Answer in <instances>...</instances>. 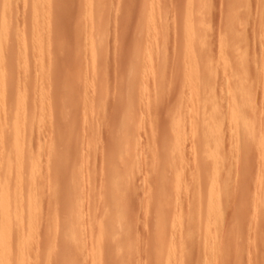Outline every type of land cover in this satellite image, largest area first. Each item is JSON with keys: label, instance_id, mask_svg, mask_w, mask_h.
<instances>
[{"label": "rangeland", "instance_id": "obj_1", "mask_svg": "<svg viewBox=\"0 0 264 264\" xmlns=\"http://www.w3.org/2000/svg\"><path fill=\"white\" fill-rule=\"evenodd\" d=\"M4 3H6L5 5H6V7H8L7 8L8 12L6 11ZM94 5H95V7H94ZM98 6H99V8H98ZM0 8H1L0 14L1 13L3 14L2 17L0 16V22H1L2 18L5 16V19H6V17H8V22H9L8 25L11 24L10 25L11 27L9 26V29L11 28V30H9L10 35L8 36V41H10V43H12L10 45L14 47V48L12 47L14 49V53H15L14 57L19 52L18 58H16L15 60H12V58H10V60H12L13 62L12 61L10 62L9 59L7 60L9 68H10V66L12 67V64L16 66V67L13 66L12 70H9V75H11V78H14L15 83L17 82V83H19V85L21 84L22 87L24 85L28 84L27 88L30 89V90H28V94L31 96L33 101H36V102L40 101L41 102V98H38V97L40 95L41 96L44 95V96L53 97V98H51L52 103H55L57 105L54 115H52L51 113H48V111L46 110V114L41 117L39 115V113L41 111L40 110H39L40 112L38 111L39 112L38 115L40 117L38 116L39 119L36 123L37 124L35 126L36 128H34L35 132H33V134H32V136H34V137H32L33 139L31 138L33 150L36 151V152L34 151L33 153H35L34 155H35L36 159H38L37 161H39V162L36 161L38 164V166H37L38 169L41 166V169H40L41 171L37 170V174H38V171H39V173L41 172L39 174V175H41V177H37V178H39V182H38L37 178L35 179L36 180L35 182H38L37 183L38 185H39V183L41 184L40 185L41 188L40 187L38 188V192L41 193V195L38 193V196H40V197H38V198H40L39 199L40 200V203H39L40 206L38 207V210H39V212L41 211V218L40 217H38V218H39V220L41 219V221H43V222L41 225H40V223L38 224L39 227L41 226L40 227L41 229L38 227V231L39 232L41 231V232L38 233L39 235H37L36 238L39 240V242L40 241L47 242L48 241L47 239H50V238L53 239V237H54V239L53 240L50 239V241H52L53 244L55 242V246H56V248L54 246V250L51 253H50V251L53 247L51 249H49V253L47 252V254H45V256L49 255L47 257V259L45 260V258L43 257L45 250H43V248L46 249L47 247H45V245L47 246V244L38 245V247H40V250L43 251V254L41 252L43 259L38 258L40 251H36L37 252L36 257L38 258V260L40 259V261L37 262V259H35L36 258L35 257L34 259L36 261H34V259H33L32 260L33 263L35 264V262H36V264H38V263L41 264L40 263L41 260H42V263H44L43 260H45L46 261L45 264H50V263L51 264H56V263L59 264L60 260H61L60 257H62V255H64L63 253H65V251H62L63 248L60 247V245H59V247L57 246L56 243H58V242L54 241V240H58V238L60 240L62 237V233L65 231V230H63V228H65L64 222H65L66 217H67L66 216L67 214L65 211H66V208L70 204H73V198L69 197L70 196L69 190H71L70 182L74 179V173H75V175H77L79 177L78 178L75 176V178H77L78 180H80V178L82 179L84 176L86 177V178L84 177L85 179L84 178L82 179V182H81V180L79 181V183H80L79 186H81L80 188H82L81 191L83 194V198L85 197L84 200L82 198V200L79 202V204L80 205L83 204L80 207L81 217L83 215V217H82L83 218L82 219L83 220L82 221L83 222V228L82 229L84 230L83 232L85 234V237L89 238L87 240H84L86 238L83 237L84 238L83 241H85L86 244L88 242V245L90 244L89 242L91 241V239H90L91 237H89L90 232L88 233V231H90V226H89L90 218L89 217L92 216V212H91V216L88 212H90L92 209H93L92 211L94 212L95 208H93V207H97L99 209V211L97 210V208H96V210L101 213V208L103 209L104 207H106V206H104L105 204H103V203H105V202L110 203L109 200H107V196L104 193V191H105V188L107 187V185H106L107 180L109 182L108 172H106V171H108L109 167H113V169H114L116 167L115 165H117L116 164L117 161H116V159H114V158H116V156L114 157V154L116 152L113 153L114 148H116V147H114L116 145L114 143L117 142L118 137H120V135L121 136L123 135L125 129H128L132 123H134L136 125V123L139 121V118H142L143 121H142L141 125H140L141 122L139 121L138 122L139 126H137L138 125L137 124L135 127H133V125H132V127L130 126V128H129L132 131L133 129H137V127H139L136 130V133L139 131V133H137V134L140 135L139 136L140 138H138V143L136 144L137 146L135 145L136 148L134 146V149L136 151V154H135V160L136 161L135 162H139V163L137 165H135V162H134V169L135 170H133V171L140 169L137 171L140 174H138L137 172L132 173V174H134V177H136V181H137V182H135V179L133 177L134 182H135V184H133L134 185L133 190L135 191L136 194H140V195L142 194V195L141 196L137 195L139 197L138 198L135 197L134 200H132L133 197L135 196V194L133 192L131 193L132 196L130 198H132V199L129 198L130 199L129 202H131V201H133V202H131V204L128 202V205L123 208V211L126 209L124 211L125 220L128 218V217H126V214H128V213H129V215H128L129 218L127 220L130 219V216L133 217L131 220V224L128 221H126V222L123 221L124 223H122V224L116 223L117 226H118V224H120L119 225L120 229L117 231L119 233L123 232V233H121L122 235L121 234L120 235L122 237L123 236H125V237L122 238V237H120L119 234H117V237H119V239L117 240L118 242L116 241V245L113 243L115 246L113 250L116 251V249H118L117 247L120 246L121 251L118 249L119 250L118 252L111 253L110 251L107 250L108 252H106L105 256H104V259H105L104 262H106L105 264H118L119 261H121L119 264H128V263L129 264L130 263L131 264L132 263L133 264H153V261H155L154 264H159L158 263L159 261L156 258V254H155L156 251L154 252V250H156L155 247L157 248V250H158V248L161 247V245H164V247H165V244H164V242H166L165 240H167L168 237L170 239L171 236H172L171 237L172 241L168 239L170 242L167 241L166 242V243H168L167 245H169L170 243H172L174 241L175 242L177 241V243H179L178 246H180L181 245V239L183 238V234L179 233V232H181L180 231L181 229L180 230L178 229V228H181V226H183V225H180L176 228L178 230V232H176L177 231L176 229H175V231H173L175 236L173 233H171L172 235L169 236V233H168V237L166 238V234H164V238H166V239L163 240L164 241V242H162L163 244L158 243V244H160V245H158L160 247L156 246V242H154L157 239L156 240L153 239V241L150 240L152 238L151 235L153 234L152 231L155 230V229H153V226H155V228H156V224H157V223H155L157 216H154L155 217L154 218L153 215L157 214L156 212L158 209H156V208L160 204L159 198L157 196L158 195L157 193L161 192L159 186L162 188V186L164 187L166 184H168L167 185L168 187L165 186V188H167V189L163 188L162 191L163 190L166 191L167 197H168V195L170 196V194L173 195L172 197L170 196L172 199L168 197L170 199L171 208H169L170 205L168 203L167 206L169 205V207H167V212H168V210L173 211V209L175 207L172 208V205L176 206V208H177V205H175V203L177 202V200H175V199H177V197H176L177 190L180 189L178 191L179 197H182L183 195H184V197H187L188 196L187 194L190 195V192L187 191L186 189L189 187L188 185H190V186L192 185V182L193 183L196 182L195 179L193 178V177H195V172H194L196 170L195 166L196 165L198 166L200 163L198 161L199 160V158H198V155H199L198 143L199 142L195 141L196 140V139H194L195 137L191 136V134H190V136L188 138H190L191 140L186 138L185 143H184V149L187 150V151H184L185 152L184 158L187 157V159L185 158L184 161L190 159L192 157V155H193L192 158L193 159L196 158V160L192 159L195 163L191 160H189V162L187 161L188 162L187 164H185L186 163V161H185L184 165H183V162H182V164L180 163V166L181 165L183 166L181 168V169H183L182 171H184V170L185 171L182 172L181 169H179L181 171V172L180 171L179 172L181 174L180 176H182L183 177L182 179L184 180L185 173L189 176V173L193 171L192 169H195L192 173V176H191L192 178H190L191 180L189 179V177L185 178L186 182H187V180H190V181L194 180L195 182L192 181L191 184H190V181H188V183H184L185 180L183 181L181 178H179L178 181H176L177 179H175V181H176L175 184H177L176 186L172 181L173 179L170 182L165 183V185H161L160 180H159V173H161V172L158 173V171H157L158 170L157 165H159L160 161H161L160 162L161 164H164L163 161L166 163L164 165L166 169L164 170V168L162 167L163 165L162 166L160 165L161 167L159 166V169L161 168L162 172L164 171V173H167V175L170 173V175H168V176H170V177L172 176L171 175L172 173L168 172L169 171V170H167L168 167H166V165H168L167 164L168 159H166L167 157L164 159L166 153L164 152V149H162V151H161V148H163L164 143L165 144H166V142L170 143L168 139L172 140V142L169 145H171L173 142H175V141H173L174 139L172 138L173 135H172L171 131L169 132V130H171L170 129V125H171L170 124L171 123L170 116H171V114H173L175 108H177L176 104L179 103V102H177V103L175 102V100L177 101V99H176L177 94L179 97H181V95H182L181 92L184 91L185 88L187 89V87H188L187 84H185V80H183V78H182V75H184V72H182V70H180V69H183V71L186 70L185 63H183L182 61L185 62L186 61L185 59L187 57H183L185 55L182 53H185V51H184L185 39L184 38L186 37V35H185V29L186 28L185 27H186V20H187L188 13H189V11H192L193 22H194V25L196 27L195 28L196 33L193 34V36L195 35L197 37V38L193 37V40H194V42L197 41L196 42L197 44L195 43V47L198 49L197 50L198 52L196 51L197 54H195V56H196L195 59L197 61L200 60V62H201L200 64L204 67L212 65L215 69L218 66V68L215 69L216 79L213 80L212 82H213V85H214V83L216 84V85H214L215 89L217 88V85H218V88L220 89L219 90L220 92L216 91L217 92L216 95L219 94V96H217L218 100L221 98L219 100V102H221L222 106H224V102H226V99H227V94L225 93V91H223L227 87V83H226V77L227 76L223 70H222L223 72L221 71V69H223V68H222V65L220 64L221 62L219 59L220 58L219 57L220 56L219 49H220V46L222 45L221 40L226 38L228 40V43H229L228 47H227V56L230 58V63H231L232 71H233L232 77H231L230 82H229V86L231 87V89H233V96L236 98L237 105L241 108V110L245 106L248 107L249 100H251L253 102V107H251L252 108L251 114H253L255 112L258 113L257 116L255 113V117H256V119L257 118L259 119L258 121H260V122H258V123L261 125V123H262L261 120L264 119V117H262V118L260 117L261 113L263 116V112H264V108H263L264 107V105H263L264 104V95H263L264 94V0H127V1L126 0H39V1L38 0H0ZM100 8H102V9H100ZM32 10H34V11H32ZM92 10L97 11V13L99 15L101 14V12L103 13L102 16H99L98 14H97V16L95 15V17H99V18H96L97 22L95 23V20H94V24H92V25H94L95 29L93 27H91V24H90L92 22L91 19L93 20V18H89L90 16H92L90 13H94V11H92ZM187 10H188V12H187ZM4 11H6L7 14H5ZM87 13H89V14H87ZM94 14H96V13H94ZM84 15H85V17H84ZM86 16L87 17L89 16V17L87 18ZM83 18H85V21ZM142 18H144V19H142ZM89 20H90V23H89ZM152 21L154 22L153 25H155L157 27V39L158 40L153 42L152 44H150L149 42H147L148 41L147 40V36H148L147 34H150L149 31L150 32L152 31L151 30V28L153 27ZM38 24L40 27H38ZM0 25H1V23H0ZM88 25H89V27H88ZM149 26H151L150 29H149ZM88 28H89V31H88ZM92 29H94V30H92ZM92 31H93V33H92ZM146 32H147V34H146ZM29 33H30V35H29ZM36 33H39V36L41 38V42L43 41V44L41 43L43 49H41L40 54H38L39 53L38 51L34 50V45L30 41L31 38L33 39V37L35 35H37ZM91 33L94 35L92 36ZM96 33H98V34H96ZM12 34H13V36H12ZM18 36H19V39H18ZM161 36H162V38H161ZM24 37L30 39L29 40L30 43L28 44V46H27L28 48H26V49L23 48L24 46H20L21 44L19 43V40L22 43V38H24ZM87 38H88V41H87ZM198 38L200 39V41ZM204 38H206L205 41L203 40ZM65 41H66V43H65ZM135 41L138 44L137 47L135 46L136 44H134ZM94 42L101 44V46H99L101 48H98L99 52L97 55L98 57L96 58V62L98 61L97 62L98 67L96 69H94V67H93V59L91 58V56L93 55L92 54L93 53L92 47H93ZM105 42H106V44H105ZM179 42L180 43L182 42L183 45L180 44ZM87 43H90L91 46H90V44H87ZM88 45L90 46V48ZM149 45H151V46L149 47ZM164 47L166 49V51H165L166 53H162L164 50ZM133 48H135V49H133ZM145 48H147V50H149V48H150L152 51L151 54L153 56V61H152L153 68L155 65L154 69L157 70V68H158V73L160 71L165 72V76L162 78V76L164 75L163 72H162V76H161V78L164 80H161V78L155 77L153 75H149L146 78V81H144V83L146 84V88L148 90L145 88L144 89L148 91L149 95L150 94L153 95L152 96L153 100H151V96H150V102H148L146 100H141L139 98V95L142 92L141 90H143V87H142L143 86L142 85L143 79L141 78V76H142L141 73H143V70L146 68L145 63L141 62V59H143V56H142L143 50ZM62 49H64V50H62ZM139 49H143V50H139ZM35 51L38 52V53H36L37 56L35 54ZM243 51H245L246 54L248 53L247 59L249 62L247 64V66H248L247 69L249 70V72H251V74L249 73V76H247L244 73V66L245 65H243V55H242ZM145 52H146L145 54L148 53L147 51H145ZM4 53H5V55L7 54L6 51H4ZM25 53H26V55H25ZM126 53H128V54H126ZM176 53H178V54H176ZM20 54H21L22 59L23 60L25 59L24 61L20 60L21 59V57H19ZM31 54L35 58H33L31 56ZM134 54H136L137 56ZM139 54H140V56H142V58L140 57L141 59L138 58ZM145 54H143V55H145ZM22 55H24V57ZM176 55L178 56L179 59L176 57ZM26 56H28V57H26ZM41 56H43V58ZM36 57H37V59H39V58L43 59V61H42L43 63L41 62V59L37 60ZM26 58H28V60ZM144 58H146V57H144ZM183 58H185V59H183ZM17 59H18V63L16 62ZM135 59H137V61L140 60V64L142 63L141 65L145 66V67H143L144 69H142L141 71L139 70L142 67L141 65L139 68H138V66H135L136 68L134 67L135 62H137ZM177 60H178V63L181 62L182 65H180V64L177 65L178 64L176 62ZM21 61H22V64H20ZM133 61H134V64L132 65ZM27 62H28V64L30 63L29 65H31L29 70L25 69L26 65L24 66V64ZM9 63L11 65H9ZM48 63H49L50 67L47 70V74H45V76H44L45 80L42 81L43 79L40 80L39 76H37V74H36V71H37V68L39 66L46 65ZM52 64H53V66H52ZM20 65H23L22 66L23 69L20 68ZM136 65H139V63ZM46 66L48 67V65H46ZM91 66H92V69H91ZM51 67H53L54 69H50ZM100 67H101V69H100ZM19 68L22 70H19ZM137 68H138V70L136 71ZM31 69H33V70H31ZM24 70H26V71L24 72ZM132 70H134V71L131 72ZM148 70L151 71L150 68ZM176 70H177V72L181 71V74L180 75L178 74L179 76L176 75V76H178L177 78H179L180 80L176 79V77L173 76V75H175V73H177ZM33 71H34V73H33ZM135 72H136V74H135ZM139 73L141 76L137 77V75H139ZM158 73H157V75H158ZM212 73H213L212 70L208 71L207 76H210ZM24 74H25V76H23ZM46 76H47V78H46ZM24 77H27V78L24 79ZM17 78H19V79H17ZM28 78L30 79V81L28 80ZM135 78H137V80ZM247 78L252 79L251 82H253V86H251L250 84H248L245 81ZM15 79H17V80H15ZM174 79L177 80L178 83ZM24 80H25V83L27 81L26 84L23 83ZM96 80L98 83L96 82ZM100 80H101V82L103 81L102 84H101ZM216 80H217V82H216ZM84 81L86 82V84H84L85 83ZM160 81H163V83L162 82L160 83ZM179 81H181V83L184 81L183 82V86H184L183 88H182V85H180L181 83H179ZM20 82H22V83H20ZM136 82L137 83L139 82V84H141V86H138V88H137ZM173 82H174V85L177 83V85H175V89L173 87ZM56 83H58V85ZM130 83H131V85H130ZM132 84L133 85L135 84V85L133 86ZM63 85H66V86H63ZM75 85L77 87H75ZM36 86L40 88L39 89L40 92H37L38 89L35 88ZM69 86H71V88H72V86H74V87H73V89L68 90L67 94H66V92H65L66 90H64V89H69L70 88ZM179 86L182 89L179 90L180 93H177L178 89H177V91H175V90H176V88H179ZM67 87H69V88H67ZM47 88L48 89L50 88L48 90L49 92L47 91ZM52 88H54V91ZM218 88L216 90H218ZM44 89H46V90H44ZM130 89H131V91H130ZM132 89H134V90H132ZM58 90H60V91H58ZM71 90H72L71 93L74 96L72 99V105H70V106L67 105V115L69 117L62 118L61 114L58 113L60 111V108L58 107L60 105H58V104H60V102H61L59 100V97L64 96V95L66 96V95H68V93L70 95L69 91H71ZM73 90H74V92H73ZM45 91H47V93ZM50 91L52 93H50ZM147 91H145V92H147ZM30 92H31V94H30ZM61 92H63V93H61ZM54 93H56V94H54ZM135 93H136V95H138V98L135 95ZM155 93L159 94L158 97L156 96ZM51 94L56 95V97H58V98H56L55 96H52ZM86 94H87V96H86ZM93 94L94 95L97 94V95L94 97ZM186 94H184V96ZM11 95H13V93ZM11 95H10L11 101H9V104L13 105V103H15V95H13L14 96L13 99H12ZM129 95H130V97H129ZM65 96L63 98H65ZM134 96L136 98L134 99V101H131V99L133 100ZM160 96H161V98H160ZM90 97L92 100L90 99ZM96 97L98 98V100H95ZM155 97H157V98H155ZM54 98H56V99H54ZM157 99H159L160 104L158 101H155ZM178 99H180L179 101H181V98H178ZM56 100H58V101H56ZM78 100H79V102H78ZM89 100H90V102L91 101L92 102L89 103ZM101 100H103V101H101ZM139 100H141L142 102L141 101L139 102ZM154 101H155V104H154ZM84 102L87 104V106L89 104H94V106L92 105L94 107V111H93L94 114H91V110H93L92 108H90V111H88V112H90V115L87 114L88 112L87 113L85 112L87 109H89V107H87V109L84 108V107H86L85 106L86 104ZM131 102H132L134 108L137 109V113H136V110L135 111L132 110V111H134V113L137 116L133 115L134 113L127 106V105H129L131 107L132 104H128ZM136 102H137V104H136ZM156 102L159 104V106H158V104H156ZM183 102H184V100H183ZM183 102H181L182 106H184V104H185ZM114 103H115V105H114ZM139 104L141 105L140 110H138ZM168 104H170V105H168ZM39 105H41V103H39ZM96 106H98L97 108H99L98 109L99 111L97 110ZM172 106L174 108L173 112H171V110H169V109H171ZM76 107H77V109H76ZM38 109H40V108H38ZM84 109H85V111H84ZM128 109L131 111L132 117L134 116V118H136L135 120L132 118L134 122L131 120L125 122V117L130 114V112L127 113ZM168 110H169V112H167ZM141 111H143V113ZM165 111L167 113H169L170 116L167 115V113ZM125 112H126V114H125ZM86 114L89 117L85 116ZM138 114H139V116H138ZM165 114L167 115V117ZM223 114H224V116L228 115V112H227V110H225V108H223ZM115 115H117V116H115ZM60 116L62 119H60ZM123 118H124V120H123ZM137 118H138V120H137ZM164 118H165V120H163ZM260 118H261V120H260ZM56 119H57V121H56ZM126 119H127V117H126ZM136 120H137V122H136ZM121 121H122V123H121ZM58 122H59V124H57ZM71 122H73V123H71ZM63 123H65V124H63ZM70 123L72 124L71 129L69 127H67L68 125H70ZM116 123H117V126H116ZM127 123H129V126H126ZM55 126H57V127L54 128ZM186 126L189 128L188 124ZM59 127H61V129L63 128L62 132H63L64 136H61V137L64 140H66L65 134H67L66 136L69 137V142L66 140L67 143L65 141H64L65 142L64 143L63 139L61 137H60V139H59V137L57 138V136H56L57 131L60 132V130H61ZM65 127H67V129L69 128L67 130V132L66 131L64 132V130H66ZM187 127H186V129H187ZM260 127L261 126H259V128ZM226 129H227V133L229 132L228 128L225 127V134H226ZM186 131L189 132L188 129ZM257 131H258V127H257ZM133 132H135V130ZM259 132H260V129H259ZM158 135H159V138H157V139H159V140L157 141V143H160V144H156V142H155L156 136L158 137ZM154 137H155V139L153 141L152 139ZM160 137L164 138V140L162 141V139ZM225 138L226 139H225L224 144H226L225 146H227V144L229 146V143H230L229 135H228V138L225 135ZM165 139H166V141H165ZM187 139L192 143L196 142L197 145L194 143V146H196V147L198 146V147L192 148V147H194L193 145H191L192 143L190 144L192 147L189 146L190 142L187 143L188 142ZM192 139H194V141ZM113 140H115V141H113ZM152 141H153V143H152ZM228 141H229V143H228ZM68 143H69V145H67L69 147L68 152L70 151V149L72 151H71V155H69L70 153H67V156L69 157V159L66 158L67 160L66 159L65 160L67 162L69 160L70 164H66L65 167L60 168V166H59L60 162L58 160H56V157L53 154V149L54 148L58 149L59 147H61L58 149L59 152L60 153L65 152V151H63V149L65 147V144H68ZM186 143L188 145H186ZM185 145L187 148L185 147ZM230 145H233V144H230ZM188 146L191 148H189ZM209 146H213V144H209ZM228 146L226 147L227 150L223 151L225 155L224 156L222 155V157H223V159L225 158L224 161L225 160L231 161L230 165H233V166H230L231 168L229 166H226L229 164L224 163V161H222L223 159H221L222 164L223 165L226 164V165L222 166V167H224V169H222V174H221V175L225 174L224 175L225 178H223V176L221 178L223 180L228 181L227 179H229V175L232 172V175H230L231 180L229 179L230 184H229V182L227 183L228 184L227 187L230 188V189L229 188H227V189H229L231 191L227 190L230 193L228 195L229 196L228 198L226 197L227 195H225L226 198L224 201V206L226 205V208H224V209L226 210V213H224L225 210L223 209L224 214H222V215H224V216H222V218H220V217H218V219L216 218V220L214 222L217 221V226H219L218 227L219 231L223 226H225V229L226 230L229 229V231L228 230L227 231L231 232V230L233 229L232 228L230 230V228L233 227L232 225H230V223H232L231 220H233L232 218L235 219L239 215L238 219L233 220L234 222H236V224L233 222L236 226V227L234 226V228L237 229V230L233 229V231L236 230L237 235L234 236V234L231 235L227 232L232 237V238H230V236L225 232L226 230L223 227V229L220 231V233L218 232L219 235H217L218 233L215 235L217 237L219 236L217 239L220 238L218 241H220V240L221 241L220 242L216 241L217 239L216 238L213 239L214 235H212L210 237L211 239L210 238L209 239L212 241V243L214 242V244H211L210 240H209V243L214 250V247L216 246L215 244L218 242L217 246L219 245L220 247H216V248H220V250L222 248L223 249L222 253H225V254H227L226 250L228 252V250H230V247H233L228 252L229 255L232 254L231 255L232 259L233 258L236 259V256L238 254L235 255L232 252L236 251V249H237V251L235 253H239L241 256V258H238L239 256L237 257L239 259L237 261L242 260L243 262L240 261V263H242V264H260V262L263 260V256H264V253H263L264 252V222L261 223V225H260V221L257 222L256 219H257V217H259V218L262 217L263 221H264V217H263L264 216L263 215L264 209H262L261 206L254 207V204L256 201H257L256 203L259 204V202H258L259 198L262 196L264 190L261 189V192H259L260 190L257 191L258 189H260L261 186L256 182L254 184H252V181L253 182L256 181V180H252V179H255L256 174H258L255 172L260 173L259 168L260 169H261V167L264 168V164H263L264 163V157H263V159L261 157L263 162L261 161L262 163L260 162V165H258L257 164V160H258L257 158H259V156L262 155V153H261L262 151H259L260 149L257 150L255 146H254V148L252 147L251 151H253L252 155H254L253 156L254 159H255V156L257 155V151H258V155H257L256 160H255L256 163L254 164L252 162H255V161L252 158L251 159L249 158L250 157L249 154H251V151L249 152V154H244V153H247L248 150H250V149H246L247 151L243 149V151H241V153L244 152V153H242L243 154L242 158L244 157L245 162H246L245 159H247V158H249L251 161L253 160L252 162L250 161L252 163V164H250V165H252V169H251V167H248V169H247L248 175L250 173V169H251V173L253 172L252 170L255 171L252 173L253 175L250 174L251 177L252 176L254 177V175H255L254 178L252 177L250 179V181H251L250 182L246 178H244V176H243L244 175L243 170H242L243 167L241 168L242 164H240L242 160L240 157L238 158V156L240 154L238 155V153L232 151V149H234V151H236L235 148L233 147L234 145L230 146V147H228ZM231 147H233V148H231ZM188 148L191 150H189ZM195 149H197V151ZM252 149L256 150V155L254 154L255 151ZM115 151H116V149H115ZM229 151H231V152H229ZM66 152H67V150H66ZM186 152H191V153H186ZM195 152H198V153L195 154ZM259 152L261 153V155L259 154ZM188 154H190L191 157ZM235 154L238 156L235 157ZM163 155H164V157H163ZM247 155H249V157L246 158ZM252 155H251V157H252ZM157 156H159V157L157 158ZM233 156L235 157L234 158L235 160L233 159ZM230 157H232L231 160H230ZM146 158H147V160H146ZM156 159L158 162H155ZM239 159L241 161H239ZM261 159H259L258 162ZM109 160H110V162H109ZM232 160L235 161L236 163L233 162ZM143 161H144V163H143ZM58 162H59V164L57 165ZM245 162H243V163H245ZM248 162H249V160H248ZM39 163H40V165H39ZM108 163H109V166L107 165ZM153 163L154 164L158 163V164L155 166V165H153ZM168 163H169V161H168ZM192 163L194 164V166L192 165ZM232 163H235V164H232ZM237 163L240 164V167H238ZM244 165L246 166V164H244ZM244 165H242V166H244ZM58 166L60 169L58 168ZM103 166L105 167V173H103L104 172ZM135 166L138 169H136ZM197 166H196V168H197ZM256 166L259 168H256ZM66 167H67V169H66ZM106 167L108 169H106ZM156 167H157V169H156ZM228 167L230 168V170H228ZM54 169H56L55 171H57L55 173L57 176L56 175L54 176V173H53ZM70 169L71 170L73 169V171H71ZM186 169H187V171H186ZM226 169L228 170V172L226 171ZM244 169H245V167H244ZM79 170H80V172H79ZM189 170H192V171H189ZM263 170L264 169H262L261 171L263 172ZM75 171H78L79 174H76ZM140 171H142V172H140ZM205 171H206V169H205ZM205 171L203 172L204 178L202 176V178H203L202 181H204L206 179L205 176H206V173H208V171H206V172ZM223 171L225 173H223ZM229 171H231V172H229ZM44 172H45V174H44ZM106 174L108 177L106 176ZM193 174H194V176H193ZM238 174H240V175H238ZM245 174L247 176V172H245ZM68 175H70V176H68ZM135 175H138V177ZM144 175H145V177H144ZM241 175L244 179H242V177H240ZM237 176L240 178H238ZM249 176H247L248 179H249ZM236 178H238L239 180L237 181ZM179 181H181L183 183L178 184L177 182H179ZM108 182H107V184H109ZM238 182L239 183L241 182V183L239 184ZM249 183H250V185H249ZM195 184H193V185H195ZM203 184L206 185V182H203ZM203 184L202 183L200 184V188L202 189V191H203L204 187L206 188V186H204ZM61 185H63V186H61ZM155 185L158 189V192H157V189H155L156 188ZM173 186H175V187H173ZM177 186H178V188H177ZM185 186L186 187L188 186V187L185 188ZM254 186L257 187V190H256V188L253 189L254 191H256L255 194L256 193L258 194L257 199H255L256 197L254 196L255 195L254 191L252 189H250V187L254 188ZM35 187H37L36 184H35ZM69 187H70V189H68ZM151 189L156 191V192L153 191V192H155L154 194H156V196H157V197L154 196L155 197L154 201L151 200V198H152L151 194H153V192L151 194L149 193ZM188 189H190V188H188ZM183 190H184V193H182ZM185 192H186V194H185ZM203 192H202L203 193V196H202L203 200H201V201L205 202V199H206L204 196L205 191H203ZM89 193L93 194L94 196L89 194ZM247 193L249 194V197H248ZM145 194H148V195H146L148 197L150 196V198L147 197L148 200L144 199L145 197H143V195L145 196ZM226 194H228V193H226ZM246 195L248 198H250V197H252V198L249 199V201H247L245 203L244 201L248 200V198H244V196H246ZM252 195L255 197L254 199H253ZM96 197H98L99 199H97ZM141 197H143V198H141ZM139 198H140V201L138 200ZM173 198L175 201L173 200ZM188 198H189V196L187 197V199ZM241 198H244V200H243V202H242V200H240V202H241L240 203L239 199H241ZM70 199H72V203H71ZM141 199H142V201H141ZM187 199L186 198L184 199V200H186L185 203H184V201H181V203H183L184 206L181 204V207L178 209H180V211H181L182 207H184L183 208L185 211L184 215H186V217L188 214L191 215V213H193L191 217L193 218L192 220H194L195 219L194 212L190 211L191 213H189V211H188V213H187V210L193 209L192 205L195 203V201H193L191 197H190V200H192V201H189V199H188V202H187ZM227 199H228V201H227ZM39 200H38V202H39ZM172 200L174 201V202H172L174 204L171 203ZM181 200H183V197ZM250 200H251V202H250ZM253 200H255V202ZM95 202H96V204H95ZM157 202H158V205L156 206L155 203L157 204ZM91 203L93 206L91 205ZM242 203H243V205H242ZM66 204H67V206H64ZM240 204H241V206H240ZM250 205L251 206L253 205L251 207L252 210H251V208L247 209V210H242L243 207L246 209L245 206H247V208H248V207H250ZM90 206H92V207L89 209ZM154 206H155V208H154ZM50 207H52L53 209L52 208L50 209ZM165 207H166V205L163 206V209H165ZM237 208H239L240 210ZM154 209H156V212L153 211ZM256 209L258 212L256 211ZM50 210H54V211L56 210L55 212L53 211L54 215H51V217L52 216L54 217V218L52 217L54 221L51 219L53 221V222H51V226L48 225V222H47V220L50 218L49 214H50V212H52ZM184 211H183V213H184ZM95 212L93 214L94 218L92 217L93 220L91 219L92 221H94L95 218L97 220V217L99 218V216H100V213L98 214V212H96L97 213L96 214ZM178 212H179V210H178ZM253 212H255L254 214H256V213L259 214L258 216H256V219L253 215ZM261 213H263V214H261ZM48 215H49V217H47ZM181 215H182V213H181ZM190 215L188 217H190ZM38 216H40V213ZM252 216H253V218H252ZM183 217L185 218V216H183ZM197 217H198V219H197L198 224L195 223L196 219L193 221L194 222L193 224L197 227H200V229H201L202 228L200 226L201 220H200L199 216H197ZM152 218L155 220H153ZM184 218H182L183 219V221L181 220L182 222H184V221L186 222V221L191 219L190 218V219L186 220L187 219L186 218L184 220ZM262 218L258 219V220H262ZM39 220H38V222H40ZM51 220L49 219L48 221H51ZM57 221L60 222L59 223L60 225L56 223ZM153 221H155L154 222L155 225L153 224ZM218 221L219 222L222 221V222L218 225V223H219ZM224 222H225V224H224ZM127 223H129V224H127ZM226 223H227V227H226ZM126 224L129 226H127ZM215 225H216V223H215ZM134 226H136V227H134ZM185 226H187V223ZM185 226L183 227L184 230H186ZM115 227H114V229H115ZM130 227H131V230L133 229L132 227H134L133 236L135 239L134 240L135 246H133V247L136 251L135 254L133 252V254L135 255L134 258L133 257H131V258L127 257L129 255L126 252L127 250H128V252L129 251L131 252L134 250V249L129 250V247H132L129 245V243L131 241V238H129V237H132V232L131 231L129 232V229H128ZM197 227H196V230H194L195 229L194 228L192 231V233H194V231H198V230L200 231V232H197V235L195 234V238H197V236L200 235V233H202L200 236L204 235L203 231H202L203 228L200 230V229H197ZM117 228H119V227H117ZM46 229L48 230V232H51V234H49V235H52V236H50V238L46 237V235H47ZM184 230H182V232ZM38 231H36V232H38ZM168 231H169V228L167 229L166 232H168ZM233 231H232V233H233ZM126 233H127V235H123ZM225 233L227 234V237H229L228 240H226V238H225V236H226ZM84 234H83V236H84ZM86 234L88 237L86 236ZM178 234L182 235V236H180L181 238L180 237L176 238ZM220 234L223 235L222 236L223 238H221ZM240 235H242V236H240ZM44 236L46 237L47 241L45 240ZM127 236L130 239V241H128ZM154 236H156V232L154 233ZM189 236L190 235H188L187 237L189 238V241L192 242L193 239L191 236L190 237ZM192 236H194V234H192ZM200 236H198V238L201 240ZM43 237H44V240H43ZM147 238H148V240H147ZM179 238H180V242H178ZM224 238H225V241H224V243H222ZM238 238L240 241L238 240ZM186 239L187 238L185 236V240ZM32 240H33V244L37 242L36 239H35L36 242H34L35 241L34 238ZM132 240H133V238H132ZM198 240H197V242H198ZM120 241L122 243L123 242H125V243L121 244ZM187 241H188V239H187ZM175 242L172 245H175L174 247L177 248L178 246H176L177 243H175ZM236 242H237V244H236ZM43 243L44 242H42V244ZM190 243L186 242L187 245ZM195 243H192L194 249L197 247V244L199 242L196 244ZM201 243H203V237H202V240L200 241V243L198 244L199 246L201 245V247L203 248V245ZM209 243H208V245L206 244L204 247V248L207 247V249L206 250L204 249V251L202 252L203 256L200 255L201 253L198 254V249L201 251V249L198 247V249L196 251L197 252L196 255H195V250H194V254H192V257L190 255L188 257H186L188 255L187 254L182 258H184V259H186V258L192 259L193 258L192 260H195V262L193 261L194 264H198L196 260L200 259V260H198L199 264H200L201 259L205 261L206 257L204 258V256L207 255L206 260H208V259L209 260L206 263L211 264V262H213V260H214L213 256L215 258L216 255H211V254H213L212 249H211V251H210V249H209V251H207L208 247L211 248ZM232 243H234V244L230 245ZM38 244H41V243H38ZM86 244H84L83 246L85 247ZM192 244L190 245L189 249L192 250V252H193ZM36 245L37 244H34V246H36ZM125 245H127V246H125ZM122 246H123V248H122ZM57 247H58V249L61 250L60 252H58ZM84 247H83V249H80V250H82V254H81L80 250H78L77 252L80 255H74L75 258H76V256H79L78 258L83 261L82 262L76 258V261L78 260L77 264H79V263H83V264L89 263L90 264L91 263L89 260L90 258L88 259L87 262H85V259L87 258L86 255H87V253H89L87 251H89V250H86V247L84 249ZM127 247H128V249H127ZM174 247H172V248H174ZM180 247L178 248L179 251H180ZM47 250H48V248H47ZM74 250H76V249H74ZM72 251H70V252H72ZM85 251H86V255L84 253ZM179 251L176 252V249H175L176 255L179 253ZM205 251L210 252V253L212 252V253L211 254L209 253V255H208V253H206ZM67 253H69V252L66 251V254ZM83 253L86 257L85 259H84ZM107 253H108L109 257H108V255H106ZM189 253L191 254L190 251H189ZM203 253H205V255ZM214 253H216L218 256V253L216 251ZM41 254H40V257H41ZM58 254H59V256H58ZM120 254H122V255H120ZM133 254H131V255H133ZM197 254H198V257L201 256V258L200 257L198 258ZM219 254H220L219 255L220 257H216V260H214V262H213L214 264H215V261H217L216 262L217 264H220L223 261L225 264H230L229 263L230 260H228L230 257L227 258L228 261H226L224 258H226L227 256L224 255V258H223V254H221V251ZM65 255L63 257H65ZM81 255H82V259L80 257ZM123 255H124V257H123ZM149 255L151 256L150 259H149ZM193 255H195V256H193ZM175 256H173V257H175ZM178 256H179V254H178ZM57 257H59L60 259ZM177 257H176V260L178 259ZM48 258L49 259L51 258V259L48 260ZM54 258L56 259V261ZM211 258H212V261H210ZM217 258H219V260H217ZM128 259H131V261L129 260L130 261L129 262ZM47 260H48V263H47ZM51 260H52V262L54 260V263H52ZM186 260H185V262H186ZM204 261H203V263H204ZM176 262L177 261L173 262V264ZM190 262L192 263V261H190ZM234 262L236 263V260L235 261H234V259L231 260V264H235ZM224 263H221V264H224ZM238 263H236V264H238ZM185 264H190V263L187 261V263H185Z\"/></svg>", "mask_w": 264, "mask_h": 264}, {"label": "bare ground", "instance_id": "obj_2", "mask_svg": "<svg viewBox=\"0 0 264 264\" xmlns=\"http://www.w3.org/2000/svg\"><path fill=\"white\" fill-rule=\"evenodd\" d=\"M39 1V0H38ZM127 1V0H126ZM106 2V1H105ZM39 3V2H38ZM101 3V2H100ZM6 3H4V5H5ZM12 4V3H11ZM10 4V5H11ZM88 4V3H87ZM97 4V3H96ZM91 5V4H90ZM103 5V4H102ZM97 6V5H96ZM101 6V5H100ZM104 6V5H103ZM154 6V5H153ZM94 7H95V5H94ZM5 8H6V11L8 10L7 8L8 7H6V5H5ZM4 8V9H5ZM37 8V7H36ZM93 8V7H92ZM98 8H99V6H98ZM1 9V8H0ZM96 9V8H95ZM100 9H102V8H100ZM99 9V10H100ZM154 9V8H153ZM152 10V9H151ZM150 10V11H151ZM6 11H4L5 12V14H7L6 13ZM12 11V10H11ZM19 11V10H18ZM32 11H34V10H32ZM92 11H94V13H96V14H94V13H90L92 16H88L89 18H93V20L91 19V23H90V20H89V23L91 24V27H93L94 28V25H92V24H94V20H95V23L97 22L96 21V18H99V17H95V15L97 16V11H95V10H92ZM102 11V10H101ZM149 11V12H150ZM8 12V11H7ZM187 12H188V10H187ZM100 13V12H99ZM87 14H89V13H87ZM102 12H101V14L99 15V16H102ZM142 14V13H141ZM153 14V13H152ZM2 13L0 14V16L2 17ZM151 15V14H150ZM77 16V15H76ZM75 16V17H76ZM153 16V15H152ZM17 17V16H16ZM78 17V16H77ZM84 17H85V15H84ZM87 17V16H86ZM87 17V18H88ZM4 18V19H3ZM2 18V20H1V25H0V264H34L33 263V259L36 257V254H37V252L36 251H40V253H39V257L38 258H42V254H43V251L42 250H40V247H38V245H44V244H47V246L45 245V247H47L48 248V250H47V248L46 249H44L43 248V250H45L44 252V258H45V260L47 259V257L49 256V255H47V256H45V254H47V252L49 253V249H51L52 247V249H51V251H50V253L54 250V246H55V242H54V244H53V242L52 241H50V239H52V238H50V236H52V235H49V234H51V232H48V230L46 229V231H47V235H46V237H49L50 239H47L46 240V237H45V240L47 241V242H45V241H40L39 242V240L36 238V236L37 235H39L38 233H40L39 231H38V224L40 223V225L42 224V222L43 221H41V219L39 220V218L38 217H40L41 218V211L39 212V210H38V207L40 206V198H38V197H40V196H38V188L40 187L41 188V184L39 183V185L37 184L38 182H39V178H37V177H41V175H39L40 173H39V171H41L40 169H41V166L39 167V169H38V164H37V162H39V161H37L38 159H36V157H35V153H33L35 150H33V145H32V142H31V138L32 137H34V136H32V134H33V132H35L34 130V128H36L35 126L37 125L36 123H37V121H38V116L40 115L41 117L43 116V115H45L46 114V110L48 111V113H51L52 115H54L55 114V109H56V104L55 103H52V100H51V98H53V97H49V96H39L38 94V98H41V102L40 101H38L39 103H41V105H39V103L38 102H36V101H33V99L31 98V96L28 94V90H30L29 88H27V85L28 84H26L27 83V81L29 80L30 81V79L28 78V80L26 81V83H25V80H24V82L23 83H25L26 85H24L23 87H22V85L20 84L19 85V83H15L14 82V78H11V75H9V70H12V67L13 66H15V65H13L12 64V67L10 66V68H9V66H8V62H7V60L9 59V61L11 62L12 60H15L16 58H18V53L15 55V57H14V47L13 46H11L10 44H12V43H10V41H8V36L10 35V31L9 30H11V28L9 29V26L11 25H8V17H6V19H5V16ZM95 18V19H94ZM84 19V21H85V18H83ZM101 19V18H100ZM142 19H144V18H142ZM87 20V19H86ZM149 20V19H148ZM88 21V20H87ZM11 22V21H10ZM26 22V21H25ZM75 22V21H74ZM153 22V21H152ZM61 24V23H60ZM154 24V22L152 23V25ZM99 25V24H98ZM61 26V25H60ZM85 26V25H84ZM11 27V26H10ZM31 27V26H30ZM38 27H40L39 26V24H38ZM88 27H89V25H88ZM150 27L151 26H149V29H150ZM15 28V27H14ZM186 29H185V35H186V37L184 38L185 39V49H184V51H185V53H182V54H184L185 56H183V57H187L186 59L185 58H183V59H185L186 61L184 62V61H182L183 63H185V68H186V70H184L183 71V69H180V70H182V72H184V75H182V78H183V80H185V84H187V89L185 88L184 89V91H182L184 94H186L185 96H184V94L181 92V94L183 95H181V97H179L178 96V94L177 93H180V91L179 90H181L184 86H183V82L181 83V81H179V83H181L180 85H182V88H180V86H179V88H176V90L175 91H177V89H178V91H177V97H176V99H177V101L175 100V102L177 103V102H179V103H177L176 104V107L177 108H175V110H174V112H173V106L171 107V109H169V110H171V112H173V114H171V116L169 115V113H167V112H169V110L166 112L167 113V115H169L170 116V119H171V125H170V129L171 130H169V132L171 131V133H172V138L174 139L173 141H175V142H173L171 145H169L171 142H172V140H170V139H168L169 140V142L170 143H167L166 142V144L164 143V145H163V148H161V151H162V149H164V152L166 153H164L165 154V157H164V155H163V157H164V159L166 158V159H168L167 160V164L168 165H166V167H168L167 168V170H169L168 172H171L172 174V176L170 177V176H168V175H170V173L167 175V173H164V171L162 172V170H161V168L159 169V166L161 165H163L162 167L164 168V170L166 169L165 168V162L163 161V163L164 164H161L160 162H159V165H157L158 163H156V164H154L153 163V165H157V167H158V173L159 172H161V173H159V180H160V183H161V185H165V183H168V182H170L172 179V181H173V183L175 184L176 183V181H178L179 180V178H183L182 176H180L181 174H180V172L183 170V169H181L183 166L181 165L180 166V163L182 164V162H183V165H184V163H185V161H186V163L185 164H187L188 162H189V160H191V161H193L194 159L196 160V158H192L193 157V155H192V157H191V155L190 154H188L191 158L190 159H188V160H185L184 161V159L186 158L187 159V157H185L184 158V154H185V152L184 151H187L186 149H184V143H185V140H186V138H188L189 136H190V134H191V136H194L193 138L194 139H196L195 141H197V142H199L198 143V146H199V148H198V151H199V155H198V158H199V165L197 166L196 164V166H197V168H196V166H195V169H192L194 172H195V177H193L194 179H195V181L194 180H192V181H194L195 183H193L192 181H190L191 179L190 178H192L191 176H192V173H193V171L192 170H189V171H192V172H190L189 173V176L185 173V178L186 177H189V179L190 180H187V182H186V180H185V178H184V180H185V182L184 183H188V181H190V184H191V182H192V187L190 186V185H188L187 187L188 188H190V189H188L186 186H185V188H187L186 190L187 191H189L190 192V195L189 194H187L188 196H189V201H195V205L193 204L192 205V210L191 209H189V210H187V213H188V211H189V213H191V212H194V217H195V223H197L198 224V221H197V219H198V217L197 216H199L200 217V220H201V227L203 228V236H200L202 233H200V235H198V236H200L201 237V240H202V237H203V243H201L202 245H203V248L201 247V245L199 246L198 244L200 243V239L198 238V236H197V238H195V234L197 235V232H200L199 230L198 231H194V233H192V231H193V229L194 230H196V227L197 226H195L193 223V221L194 220H192L193 218L191 217L192 216V214L193 213H191V215L190 214H188L187 215V217L190 215V217H186V215H184L185 214V211H184V207H182V209H181V211H180V209H178V208H180L181 207V204L184 206V204L183 203H181V201H184V203H185V201L186 200H184L185 198L187 199V197H184V195L182 196L183 197V200H181L182 199V197H179V190H177V194H176V197H177V199H175V200H177V202L175 203V205H177V208H176V206H173L172 205V208L173 207H175L174 209H173V211H169L168 210V212H167V207H169V205H170V207L169 208H171V204H170V199L169 198H171L173 195L172 194H170V196L168 195V197H167V193H166V191H162V189L163 188H165V186H167L168 184H166L164 187L162 186V188L159 186V188H160V190H161V192H159V193H157L158 195V198H159V201H160V204L158 205V202H157V204L155 203V205L157 206V208L156 209H158L157 210V212H156V209H154L153 211L154 212H156L157 214L156 215H153V217L154 216H157V219L155 220V219H153V220H155V221H153V224H154V222L155 223H157L156 224V228H155V226H153V229H155V230H153L152 232H153V234L151 235L152 236V238L150 239L151 241H153V239H157L156 241H154V242H156V246H158V245H160V244H158V243H162V242H164L163 240L164 239H166L167 237H168V233H169V236H171L172 234L171 233H173V231H175V229L178 227V226H180V225H183V226H181V228H178L181 232H179L180 234H183V240L181 239V247L180 246H178L179 245V243H177V241L175 242V243H177L176 244V246H178L177 248H175L174 246L175 245H172V244H174V242H172V243H170L169 245H167L168 243H166L167 241H169V240H171V237H170V239H169V237H168V239L167 240H165L166 242H164V244H165V247H164V245H161V247L160 246H158V247H160V248H158V250H157V248L155 247V249L156 250H154V252H155V254H156V258L158 259V263L159 264H173V262H175V261H177L176 263L177 264H185V263H187V261L190 263V264H194V262H195V260H192V259H189V258H186V257H188L189 255L192 257V254H194V250H195V255H196V251H197V249H198V247L201 249V251L198 249V254L199 253H201L200 255H202V252L204 251V249L206 250L207 249V247L206 248H204L205 247V245L207 244L208 245V243H209V240L211 239L210 237L212 236V235H214V237H213V239L214 238H218L217 236H215L218 232L220 233V231L223 229V227H224V229H225V226H223L221 229H220V231L218 230V227L219 226H217V221L216 222H214L215 220H216V218L218 219V217H220V218H222V216H224V215H222V214H224V213H226V210L224 209V208H226V205L224 206V201H225V198L227 197H229L228 195L230 194L228 191H231V190H229L230 188L229 187H227V183L229 182V179L231 180V178H230V175H232V172L231 171H229V172H231V174L229 175V179H227L228 181H226V180H223L221 177L223 176V178H225L224 177V175H221L222 174V169H224V167H222V166H224V165H226V164H229V165H226V166H233V165H230V162L231 161H229V160H225L224 161V159H223V157H222V155L224 156L225 154H224V152L223 151H226L227 149H226V147L228 146V144H227V146H225L226 144H224L225 143V135L227 136V138H228V135H229V140H230V143H229V141H228V143H229V146L228 147H230V146H233L234 148H235V150L236 151H234V149H232V151L233 152H236V153H238V155H236L235 154V157L236 156H238V158L240 157L241 158V160L243 161V162H245L244 161V157L242 158V153H244V152H242L241 153V151H243V149L244 150H246V149H250V150H248V152L247 153H244V154H249V152L251 151V148L253 147L254 148V146L256 147V149L258 150V149H260L259 151H262L261 153H262V155H261V153L259 152V154L261 155V156H259V158H257L258 160L259 159H261V157H262V159H263V157H264V119H262L261 120V118L262 117H264V112H263V116H262V113H261V118H260V120L262 121V123H261V125L258 123V122H260V121H258L259 119L257 118L256 119V117H255V113H256V116L258 115V113L257 112H255V113H253V114H251L252 113V108L251 107H253V102L251 101V100H249V104H248V107L247 106H245V107H243V109L241 110V108L237 105V101H236V98L233 96V89H231V87L229 86V82H230V79H231V77H232V67H231V63H230V58L227 56V47H228V40L226 39V38H224V39H222L221 40V46H220V49H219V53H220V64L222 65V68L223 69H221V71L223 70L224 71V73L226 74V83H227V87L223 90V91H225V93L227 94V99H226V102H224V106H222V104H221V102H219V100L221 99H219L218 100V98H217V96H219V94L218 95H216V91H218V92H220L219 90V88H218V85H217V88H218V90H216L215 89V86L214 85H216L215 83H214V85H213V80H215L216 79V77H215V69H217L218 68V66L214 69V67L212 66V65H210V66H207V67H204V66H202L200 63V60H196L195 59V54H197V48L195 47V43L197 42H194V40H193V37H196L195 35L193 36V34H195L196 32H195V25H194V22H193V13H192V11H189V13H188V16H187V20H186V27H185ZM16 29V28H15ZM14 29V30H15ZM35 29V28H34ZM95 29V28H94ZM94 29H92V30H94ZM131 29V28H130ZM147 29V28H146ZM58 30V29H57ZM56 30V31H57ZM151 32L149 31V33L150 34H147V32H146V34L148 35L147 36V42H149L150 44H152L153 42H155V41H157L158 39H157V27L155 26V25H153V27L151 28ZM159 30V29H158ZM36 31V30H35ZM88 31H89V28H88ZM15 32V31H14ZM33 32V31H32ZM39 32V31H38ZM98 32V31H97ZM120 32V31H119ZM40 33V32H39ZM39 33H36L37 35H35L34 37H33V39L31 38V40L30 39H28V38H26V37H24V38H22V43L20 42V40H19V43L21 44H19L20 46H24L23 48H28L27 46H28V44L30 43L29 42V40L33 43V45H34V50H36V51H38V52H36L35 51V54L36 53H38V54H40V52H41V49H43V47H42V44H43V41L41 42V38H40V36H39ZM92 33H93V31H92ZM91 33V34H92ZM124 33V32H123ZM25 34V33H24ZM34 34V33H33ZM79 34V33H78ZM96 34H98V33H96ZM207 34V33H206ZM29 35H30V33H29ZM63 35V34H62ZM94 34H92V36H93ZM12 36H13V34H12ZM96 36V35H95ZM165 37V36H164ZM60 38V37H59ZM161 38H162V36H161ZM197 38V37H196ZM18 39H19V36H18ZM43 39V38H42ZM164 39V38H163ZM162 39V40H163ZM195 39V38H194ZM199 39V38H198ZM205 39L206 38H204L203 40L205 41ZM56 40V39H55ZM78 40V39H77ZM196 40V39H195ZM18 41V40H17ZM87 41H88V38H87ZM90 41V40H89ZM98 41V40H97ZM199 41H200V39H199ZM198 41V42H199ZM64 42V41H63ZM145 42V41H144ZM14 43V42H13ZM42 43V44H41ZM65 43H66V41H65ZM101 43V42H100ZM134 43V42H133ZM141 43V42H140ZM180 43V42H179ZM23 44V45H22ZM87 44H90V43H87ZM103 44V43H102ZM105 44H106V42H105ZM134 44H136L135 46L137 47V42L135 41V43ZM180 44H182V42L180 43ZM197 44V43H196ZM15 45V44H14ZM32 45V46H33ZM64 45V44H63ZM104 45V44H103ZM102 45V46H103ZM166 45V44H165ZM183 45V44H182ZM16 46V45H15ZM89 46V45H88ZM90 46H91V44H90ZM90 46H89V48H90ZM99 46H101V44H99V43H97V42H94L93 43V47H92V49H93V55L91 56V58L93 59V67H94V69H96L98 66V64H97V62H96V58L98 57L97 55H98V48H101V47H99ZM151 45H149V47H150ZM13 47V48H12ZM30 47V46H29ZM104 47V46H103ZM102 47V48H103ZM145 47V46H144ZM143 47V48H144ZM181 47V46H180ZM183 47V46H182ZM33 48V47H32ZM59 48V47H58ZM67 48V47H66ZM88 48V47H87ZM88 48V49H89ZM160 48V47H159ZM234 48V47H233ZM56 49V48H55ZM84 49V48H83ZM133 49H135V48H133ZM146 49V50H145ZM144 50L145 51H147L148 53L147 54H145L146 52L143 50V49H139V50H143V54H145V55H143L142 54V56H143V59H141L142 58V56H140V54H139V59H141V62H143V63H145V65H146V68L144 69L143 67H145V66H143V65H141L140 64V60H138L137 61V59H135L137 62H135V64H134V61H133V63H132V65L134 64V67L135 66H138V68L140 67V65L142 66L139 70L141 71L142 69H144L143 70V73H141L142 74V76L140 75V73H139V75H137V77L139 76H141V78L143 79V83H142V87H143V90H141L142 92L140 93V95H139V98L141 99V100H146V101H148V102H150V96H151V100H153L152 99V96L153 95H149V93H148V89L146 88V84L144 83V81H146V78L149 76V75H153V76H155V77H158V78H161V76H162V72L163 71H160L159 73H158V68H157V70L156 69H154L155 68V65H154V68H153V66H152V61H153V56H152V54H151V49L149 48V50H147V48H145ZM182 49V48H181ZM29 50V49H28ZM32 50V49H31ZM45 50V49H44ZM48 50V49H47ZM62 50H64V49H62ZM104 50V49H103ZM4 51H6L7 52V54L5 55V53H4ZM16 51V50H15ZM53 51V50H52ZM92 51V50H91ZM90 51V52H91ZM136 51V50H135ZM159 51V50H158ZM166 51V49H165V47H164V50H163V52L162 53H166L165 52ZM197 51V52H196ZM55 52V51H54ZM84 52V51H83ZM130 52V51H129ZM128 52V53H129ZM137 52V51H136ZM43 53V52H42ZM71 53V52H70ZM128 53H126V54H128ZM132 53V52H131ZM135 53V52H134ZM138 53V52H137ZM22 54V53H21ZM21 54H20V56L19 57H21ZM176 54H178V53H176ZM248 54V53H247ZM246 54V52L245 51H243V53H242V55H243V65H245L244 66V73L247 75V76H249V73L251 74V72H249V70L247 69V64H248V55ZM25 55H26V53H25ZM77 55V54H76ZM91 55V54H90ZM134 55H136V54H134ZM181 55V54H180ZM23 57H24V55H22ZM31 56L33 57V55L31 54ZM36 56H37V54H36ZM40 56V55H39ZM38 56V57H39ZM137 56V55H136ZM182 56V55H181ZM14 57V58H13ZM26 57H28V56H26ZM42 58H43V56H41ZM54 57V56H53ZM134 57V56H133ZM141 57V58H140ZM144 57H146V58H144ZM176 57L178 58V56L176 55ZM10 58H12V60H10ZM33 58H35V57H33ZM75 58V57H74ZM89 58V57H88ZM20 59V58H19ZM27 60H28V58H26ZM36 59H37V57H36ZM41 58H39V59H37V60H40ZM53 59V58H52ZM179 59V58H178ZM182 59V58H181ZM211 59V58H210ZM20 60H22V61H24L23 59H22V57H21V59ZM26 60V61H27ZM78 60V59H77ZM98 60V59H97ZM22 61L20 62V64H22ZM43 61V59H41V62ZM180 61V60H179ZM251 61V60H250ZM13 62V61H12ZM16 62L18 63V59L16 60ZM38 62V61H37ZM40 62V61H39ZM177 63H178V60L176 61ZM16 63V64H17ZM43 63V62H42ZM71 63V62H70ZM103 63V62H102ZM139 63V65H136V64H138ZM24 64V63H23ZM30 64V63H29ZM28 64V62L27 63H25L24 64V66H25V69H27V70H29L30 69V66L31 65H29ZM91 64V63H90ZM182 65L181 64V62L180 63H178L177 65ZM250 64V63H249ZM9 65H11L10 63H9ZM46 65H48V67L46 66ZM46 65H41V66H39L38 68H37V71H36V74H37V76H39V78H40V80H42V81H44L45 79H44V76H45V74H47V70H48V68L50 67L49 66V63L48 64H46ZM103 65V64H102ZM176 65V66H177ZM214 65V64H213ZM22 66L23 65H20V68H22ZM52 66H53V64H52ZM59 66V65H58ZM67 66V65H66ZM127 66V65H126ZM215 66V65H214ZM16 67V66H15ZM19 67V66H18ZM19 68V70H22V69H20ZM59 68V67H58ZM105 68V67H104ZM131 68V67H130ZM136 68V67H135ZM138 68L136 69V71L138 70ZM151 69V71H149L148 69ZM50 69H54L53 67H51ZM91 69H92V66H91ZM100 69H101V67H100ZM31 70H33V69H31ZM30 70V71H31ZM129 70V69H128ZM135 70V69H134ZM134 70H132L131 72H133ZM210 70H212L213 71V73L210 75V76H207V72L208 71H210ZM26 70H24V72H25ZM60 71V70H59ZM175 71V70H174ZM222 71V72H223ZM11 72V71H10ZM102 72V71H101ZM127 72V71H126ZM176 72H177V70H176ZM33 73H34V71H33ZM156 73V74H155ZM157 73H158V75H157ZM164 73V75L162 76V78L165 76V72H163ZM58 74V73H57ZM135 74H136V72H135ZM155 74V75H154ZM181 74V71L179 72H177V73H175V75H173V76H175L176 77V79H178V80H180L179 78H177L179 75ZM183 74V73H182ZM223 74V73H222ZM27 75V74H26ZM76 75V74H75ZM176 75H178V76H176ZM23 76H25V74L23 75ZM35 76V75H34ZM68 76V75H67ZM184 76V77H183ZM225 76V75H224ZM21 77V76H20ZM36 77V76H35ZM76 77V76H75ZM78 77V76H77ZM124 77V76H123ZM181 77V76H180ZM25 78H27V77H24V79ZM46 78H47V76H46ZM71 78V77H70ZM99 78V77H98ZM103 78V77H102ZM125 78V77H124ZM157 78V79H158ZM161 78V80H164V79H162ZM17 79H19V78H17ZM17 79H15V80H17ZM22 79V78H21ZM73 79V78H72ZM100 79V78H99ZM136 80H137V78H135ZM140 79V78H139ZM138 79V80H139ZM220 79V78H219ZM37 80V79H36ZM58 80V79H57ZM56 80V81H57ZM84 80V79H83ZM103 80V79H102ZM124 80V79H123ZM134 80V79H133ZM132 80V81H133ZM159 80V79H158ZM175 80V79H174ZM182 80V79H181ZM82 81V80H81ZM95 81V80H94ZM105 81V80H104ZM177 83H178V81L177 80H175ZM248 84H250L251 86H253V82H251L252 81V79H246L245 80ZM254 81V80H253ZM61 82V81H60ZM85 82V81H84ZM96 82H97V80H96ZM100 82H101V80H100ZM103 82V81H102ZM102 82H101V84H102ZM163 83V81H160V83ZM216 82H217V80H216ZM20 83H22V82H20ZM98 83V82H97ZM177 83L175 84V85H177ZM225 83V84H226ZM57 85H58V83H56ZM70 84V83H69ZM68 84V85H69ZM84 84H86V82L84 83ZM139 82L137 83L136 82V86H137V88H138V86H141V84H139ZM224 84V83H223ZM49 85V84H48ZM54 85V84H53ZM73 85V84H72ZM130 85H131V83H130ZM133 85V84H132ZM135 85V84H134ZM133 85V86H134ZM163 85V84H162ZM175 85H174V82H173V87H174V89H175ZM179 85V84H178ZM33 86V85H32ZM38 86V85H37ZM35 87L36 89H38L37 90V92H40L39 91V87ZM50 86V85H49ZM63 86H66V85H63ZM116 86V85H115ZM186 86V85H185ZM30 87V86H29ZM43 87V86H42ZM70 87V88H69ZM69 87H67V88H69V89H64V90H66L65 92H66V94H67V91L68 90H70V89H73V87L74 86H72V88H71V86H69ZM75 87H77L76 85H75ZM90 87V86H89ZM64 88V87H63ZM87 88V87H86ZM147 89V90H145V89ZM160 88V87H159ZM50 89V88H49ZM48 88H47V91L49 90ZM53 89V91H54V88H52ZM136 89V88H135ZM44 90H46V89H44ZM57 90V89H56ZM80 90V89H79ZM124 90V89H123ZM132 90H134V89H132ZM147 91V92H145V91ZM173 90V89H172ZM47 91H45L46 93H47ZM58 91H60V90H58ZM99 91V90H98ZM130 91H131V89H130ZM44 92V93H45ZM49 92V91H48ZM64 92V93H65ZM70 92V95H69V93H68V95H64L65 96V98H63L64 96H60L59 97V100L61 101L60 102V104H58V105H60V106H58L59 108H60V111L58 112V113H60L61 114V116H62V118H67V117H69L68 115H67V105L68 106H70V105H72V99H73V96L74 95H72V90L71 91H69ZM73 92H74V90H73ZM90 92V91H89ZM129 92V91H128ZM127 92V93H128ZM13 93V95H15V103H13V105H10L9 104V101H11L10 100V95ZM50 93H52L51 91H50ZM61 93H63V92H61ZM60 93V94H61ZM79 93V92H78ZM30 94H31V92H30ZM35 94V93H34ZM54 94H56V93H54ZM58 94V93H57ZM74 94V93H73ZM83 94V93H82ZM156 94V96L158 97V93H155ZM13 95H11L12 96V99L14 98V96ZM47 95V94H46ZM52 95V94H51ZM72 95V96H71ZM94 95V94H93ZM92 95V96H93ZM97 95V94H96ZM96 95H94V97L96 96ZM102 95V94H101ZM131 95V94H130ZM130 95H129V97H130ZM135 95H136V93H135ZM161 95V94H160ZM264 95V94H263ZM35 96V95H34ZM52 96H55L56 97V95H52ZM83 96V95H82ZM86 96H87V94H86ZM137 96V98H138V95H136ZM225 96V95H224ZM100 97V96H99ZM125 97V96H124ZM157 97H155V98H157ZM185 97V98H184ZM34 98V97H33ZM37 98V97H36ZM35 98V99H36ZM37 98V99H38ZM56 98H58V97H56ZM56 98H54V99H56ZM85 98V97H84ZM93 98V97H92ZM97 98V97H96ZM95 98V100H98V98L96 99ZM128 98V97H127ZM132 98V97H131ZM136 97L134 96V98H133V100L131 99V101H134V99H135ZM160 98H161V96H160ZM178 98H181V101H179L180 99H178ZM36 99V100H37ZM90 99H91V97H90ZM130 99V98H129ZM40 100V99H39ZM92 100V99H91ZM125 100V99H124ZM127 100V99H126ZM141 100H139V102L141 101ZM183 100H184V102H183ZM56 101H58V100H56ZM87 101V100H86ZM85 101V102H86ZM101 101H103V100H101ZM137 101V100H136ZM155 101H158L159 102V99H157V100H155ZM155 101H154V104H155ZM174 101V100H173ZM78 102H79V100H78ZM84 102V103H85ZM88 102V101H87ZM86 102V103H87ZM92 102V101H91ZM90 102V100H89V103H91ZM128 102V101H127ZM142 102V101H141ZM181 102H183V103H185L184 104V106H182V104H181ZM71 103V104H70ZM81 103V102H80ZM85 103V104H86ZM135 103V102H134ZM146 103V102H145ZM153 103V102H152ZM38 104V105H37ZM128 104H132V102L131 103H128ZM136 104H137V102H136ZM153 104V105H154ZM156 104H158L157 102H156ZM159 104H160V102H159ZM159 104H158V106H159ZM179 104V105H178ZM94 104H89L88 106H87V104L85 105L86 107H84V108H86L87 109V107H89V109H87L86 111H85V109H84V111L87 113L88 111H90V108H92L93 110H91V114H94ZM96 105V104H95ZM101 105V104H100ZM99 105V106H100ZM114 105H115V103H114ZM127 105V104H126ZM168 105H170V104H168ZM175 105V104H174ZM264 105V104H263ZM39 106V107H38ZM82 106V105H81ZM130 109H131V111L132 110H136V113H137V109H135L134 108V106H133V104L131 105V107L129 106V105H127ZM140 104H139V108H138V110H140ZM145 106V105H144ZM157 106V107H158ZM98 106H96V108H97ZM101 107V106H100ZM38 108H40V109H38ZM126 108V107H125ZM137 108V107H136ZM142 108V107H141ZM223 108H225V110H227V112H228V115L227 116H224V114H223ZM264 108V107H263ZM262 108V109H263ZM73 109V108H72ZM76 109H77V107H76ZM99 108H97V110H98ZM161 109V108H160ZM41 112H40V111ZM113 110V109H112ZM127 110V109H126ZM40 113H39V112ZM99 111V110H98ZM131 111L128 109V112L127 113H129L130 112V114L129 115H127L126 117H127V119H126V117H125V122L126 121H129V120H131V121H133V119L135 120L136 118H134V116L132 117V113H131ZM134 111H132L133 113H134ZM142 113H143V111H141ZM38 113H39V115H38ZM139 113V112H138ZM87 114H89L90 115V112H88ZM87 114L85 115V116H87ZM125 114H126V112H125ZM73 115V114H72ZM71 115V116H72ZM122 115V114H121ZM133 115H136L135 113L133 114ZM166 115V114H165ZM167 115H166V117H167ZM39 116V117H40ZM56 116V115H55ZM61 116H60V119H62L61 118ZM115 116H117V115H115ZM137 116V115H136ZM138 116H139V114H138ZM142 116V115H141ZM87 117H89V116H87ZM143 117V116H142ZM165 117V118H166ZM57 118V117H56ZM86 118V117H85ZM133 118V119H132ZM165 118L163 119V120H165ZM59 119V118H58ZM75 119V118H74ZM96 119V118H95ZM168 119V118H167ZM42 120V119H41ZM76 120V119H75ZM87 120V119H86ZM85 120V121H86ZM116 120V119H115ZM123 120H124V118H123ZM122 120V121H123ZM137 120H138V118H137ZM137 120H136V122H137ZM56 121H57V119H56ZM59 121V120H58ZM67 121V120H66ZM122 121H121V123H122ZM139 121L141 122L140 123V125L142 124V121H143V119L142 118H139ZM138 121V122H139ZM257 121V122H256ZM60 122V121H59ZM59 122L57 123V124H59ZM64 122V121H63ZM95 122V121H94ZM134 122V121H133ZM136 123V125L137 126H139V123ZM145 122V121H144ZM143 122V123H144ZM71 123H73V122H71ZM70 123V125H68L67 127H69L70 129H71V126H72V124ZM75 123V122H74ZM83 123V122H82ZM87 123V122H86ZM168 123V122H167ZM189 125V128L186 126L187 124ZM258 123V124H257ZM41 124V123H40ZM62 124V123H61ZM63 124H65V123H63ZM54 125V124H53ZM97 125V124H96ZM122 125V124H121ZM120 125V126H121ZM132 125H133V127H135L136 125L134 124V123H132L130 126L132 127ZM116 126H117V123H116ZM126 126H129V123H127L126 124ZM130 126H129V128H130ZM259 126H261L260 128H259ZM57 126H55L54 128H56ZM67 127H65L66 128V130H64V132L66 131L67 132V130L69 129H67ZM75 127V126H74ZM73 127V128H74ZM166 127V126H165ZM186 127H187V129H188V131L189 132H187L186 130ZM225 127H227L228 128V133H227V129H226V134H225ZM257 127H258V131H257ZM60 129H61V127H59ZM125 129V131H124V133H123V135L121 136L120 134V137H118V140H117V142L116 143H114V144H116L114 147H116V148H114V152L113 153H115L114 154V157L116 156V158H114V159H116V161H117V165H115L116 167L113 169V167H109V169L106 167V169H108V171H106V172H108V176H107V174H106V176L109 178V182H108V180H107V182L109 183V184H107V182H106V185H107V187L105 188V191H104V193L106 194V196H107V200H109V202L110 203H107V202H105V203H103V204H105L104 206H106V207H104L103 209L101 208V213L100 212H98L99 211V209L97 208V207H93V208H95L94 209V212L96 211V212H98V214L100 213V216H99V218L97 217V220H96V218H95V220L94 221H92L93 219H92V217L94 216L93 214H94V212L91 210L90 212H88L89 214H90V216H91V212H92V216L91 217H89L90 218V223H89V226H90V231H88V233L90 232V235H89V237H91L90 239H91V241L89 242L90 244V246L88 245V242H87V244L85 243V241H83V237H85V234H84V230L82 229L83 228V215H82V217H81V213H80V207L83 205V204H79V202L82 200V198H83V194H82V188H80L81 186H79L80 185V183H79V181L81 180V182H82V179L85 177H83L82 179L80 178V180H78L77 178H75V176L76 177H78L77 175H75V173H74V179L70 182V185H71V190H69L70 191V196L69 197H71V198H73V204H70L67 208H66V220H65V222H64V226H65V228H63V230H65L63 233H62V237H61V239L59 240V238H58V240H54V241H57L58 243H56L57 244V246L59 247V245H60V247H62L63 248V250L62 251H65V253H63L64 255L66 254V251H68L69 253H67L66 255H65V257H63L64 255H62V257H60L61 258V260H60V263L59 264H77L78 263V260H80L78 257L79 256H76V258L78 259L77 261H76V258H75V256L74 255H80V254H78V250H80V249H83V245L84 244H86L85 245V247H86V250H89V251H87V252H89V253H87V255H86V251L84 252L85 253V255L87 256V258L85 257V255H84V253H83V255H84V259H85V262H87L88 261V259L90 260V264H105L106 262H104L105 261V259H104V256H105V253L106 252H108V251H110L111 253H114V252H118L119 250H120V246L119 247H117L118 249H116V251H114L113 249H114V244L116 245V241L119 239V237H117V234H121V233H123V232H121V233H119L117 230H119L120 229V224H122V223H124V222H126V221H128L130 224H131V220H132V216H130V221L129 220H127L128 218H129V213L128 214H126V217H128L126 220H125V216H124V211L126 210H124L123 211V208L124 207H126L127 205H128V202H129V200L130 199H132V198H130L131 196H132V192L135 194V196L133 197V199L132 200H134V198L135 197H139V196H137V195H140V194H136L135 193V191L133 190V184H135V182H137L136 181V177H134V174H132V173H136L138 170H140V169H138L136 166V169H138V170H136V171H133V170H135L134 169V162L136 161L135 160V154H136V151H135V149H134V146L138 143V138H140L139 136V134H137V133H139V131L136 133V130L139 128V127H137V129H133L132 131L130 130V129ZM159 128V127H158ZM161 128V127H160ZM63 129V128H62ZM62 129L60 130V132H58L57 131V134H56V136H57V138L59 137V139H60V137L61 136H64V134H63V132H62ZM94 129V128H93ZM118 129V128H117ZM124 129V128H123ZM132 129V128H131ZM169 129V128H168ZM190 129V130H189ZM259 129H260V132H259ZM58 130V129H57ZM135 130V132H133ZM70 131V130H69ZM55 132V131H54ZM53 132V133H54ZM154 133V132H153ZM117 134V133H116ZM228 134V135H227ZM67 134H65V137H66V140L69 142V137H67L66 136ZM91 136V135H90ZM118 136V135H117ZM163 136V135H162ZM170 136V137H171ZM64 137V138H65ZM62 138V137H61ZM68 138V139H67ZM157 138H159V135H158V137L156 136V140H155V142H156V144H160V143H157V141L159 140V139H157ZM161 138V137H160ZM33 139V138H32ZM63 139V138H62ZM73 139V138H72ZM154 139H155V137L152 139L153 141H154ZM162 139V141L164 140V138H161ZM189 140H191L190 138H188ZM187 139V143H189L190 141ZM194 139H192L193 141H194ZM66 140H64L63 139V142L65 141L66 142ZM228 140V139H227ZM83 141V140H82ZM113 141H115V140H113ZM153 141H152V143H153ZM165 141H166V139H165ZM164 141V142H165ZM44 142V141H43ZM64 142V143H65ZM67 143V142H66ZM186 143V145H188ZM192 142H190L189 143V146H191V145H193L194 146V143L196 144V142H194V143H192ZM227 143V142H226ZM95 144V143H94ZM168 144V145H167ZM191 144V145H190ZM209 144H213V146H209ZM230 144H233V145H230ZM67 145H69V143L68 144H65V147H64V149H63V151H65V152H59V148H61V147H59L58 149L57 148H54L53 149V154H54V156L56 157V160H58L59 162H60V168L61 167H65L66 166V164H70V161L68 160V162L66 161L67 159H69V157L67 156V153H70L69 155H71V149H70V151L68 152V150H69V147L67 146ZM186 145H185V147H186ZM197 145V144H196ZM113 146V145H112ZM137 146V145H136ZM136 146H135V148H136ZM188 146V147H189ZM197 146V147H198ZM225 146V147H224ZM55 147V146H54ZM192 147V146H191ZM191 147H189V148H191ZM196 146H194V147H192V148H197ZM233 147H231V148H233ZM68 148V149H67ZM187 148V147H186ZM188 148V149H189ZM225 148V149H224ZM41 149V148H40ZM115 149H116V151H115ZM66 150H67V152H66ZM113 150V149H112ZM145 150V149H144ZM189 150H191V149H189ZM188 150V151H189ZM196 151H197V149H195ZM252 150H254V149H252ZM79 151V150H78ZM193 151V150H192ZM191 151V152H192ZM247 151V150H246ZM255 152H254V154L256 155V150H254ZM36 152V151H35ZM52 152V151H51ZM146 152V151H145ZM191 152H186V153H191ZM229 152H231V151H229ZM252 152L253 151H251V154H249L250 155V157H249V155H247L246 156V158L247 157H249L250 159L252 158L254 161L256 160V157H257V155H258V151H257V155L255 156V159L253 158V156L254 155H252ZM46 153V152H45ZM78 153V152H77ZM193 153V152H192ZM198 152H195V154H197ZM141 154V153H140ZM194 154V153H193ZM228 154V153H227ZM41 155V154H40ZM167 155V156H166ZM232 155V154H231ZM251 155H252V157H251ZM137 156V155H136ZM160 156V155H159ZM159 156H157V158L159 157ZM38 157V156H37ZM156 157V156H155ZM196 157V156H195ZM234 156H233V159L235 158ZM67 158V159H66ZM141 158V157H140ZM144 158V157H143ZM249 158H247V159H245L246 160V162L245 163H243L240 159H239V161H241V163L240 164H242V165H244V164H246V166L244 165V166H242L241 165V168H242V170H243V176H244V178H246L248 181H250V179L253 177H251V175H253L252 173L253 172H255L254 170H252L253 172L251 173V169H252V165H250V164H252V163H256V161L255 162H252ZM66 159V160H65ZM193 159V160H192ZM221 159H223L222 161H224V163H226V164H222V162H221ZM227 159V158H226ZM232 159V157H230V160ZM262 159L258 162V160H257V164L258 165H260V162L262 161ZM54 160V159H53ZM55 160V161H56ZM146 160H147V158H146ZM235 160V159H234ZM237 160V159H236ZM248 160H249V162H248ZM37 161V162H36ZM115 161V160H114ZM145 161V160H144ZM144 161H143V163H144ZM166 161V160H165ZM168 161H169V163H168ZM188 161V162H187ZM190 161V162H191ZM228 163H227V162ZM233 161V160H232ZM238 161V162H239ZM252 163H251V162ZM59 162L57 163V165L59 164ZM109 162H110V160H109ZM155 162H158L157 161V159H156V161ZM194 162V161H193ZM233 162H235V161H233ZM263 162V161H262ZM261 162V163H262ZM139 162H135V165H137ZM195 163V162H194ZM197 163V162H196ZM236 163V162H235ZM235 163H232V164H235ZM249 163V164H248ZM114 164V163H113ZM152 164V163H151ZM222 164V165H221ZM238 164V163H237ZM240 164H238V167H240ZM264 164V163H263ZM39 165H40V163H39ZM45 165V164H44ZM108 166H109V163L107 164ZM192 165L194 166V164L192 163ZM248 165V166H247ZM59 166H58V168H59ZM114 166V165H113ZM160 166V167H161ZM191 166V165H190ZM262 166V165H261ZM84 167V166H83ZM104 167V166H103ZM157 167H156V169H157ZM228 167V170H230V168ZM244 167H245V169L247 170L248 169V167H251V169H250V173H249V175H248V170L246 171L245 169H244ZM59 168V169H60ZM74 168V167H73ZM82 168V167H81ZM186 168V167H185ZM184 168V169H185ZM194 168V167H193ZM226 168V167H225ZM254 168V167H253ZM256 168H259V167H257L256 166ZM66 169H67V167H66ZM103 169V168H102ZM113 169V170H112ZM147 169V168H146ZM179 169H181V171L179 170ZM205 169H206V171H208V173H206V181L204 180V181H202L203 180V178H204V171H205ZM255 169V168H254ZM262 169H264L263 167H261V169L259 168V171H260V173L259 172H255V173H258V174H256V177H255V175H254V177H255V179H252V180H256V181H252V184H254L255 182L256 183H258L261 187H260V189H258L257 190V185L256 186H254V188H252V187H250V189H255L256 188V190L257 191H259V192H261V189L262 190H264V170H263V172L261 171ZM37 170H39L38 171V174H37ZM56 169H54L53 170V173H54V176L56 175L55 173L57 172V171H55ZM71 170V169H70ZM78 170V169H77ZM152 170V169H151ZM160 170V171H159ZM228 170L226 169V171L228 172ZM55 171V172H54ZM71 171H73V169L71 170ZM180 171V172H179ZM185 171V170H184ZM184 171H182V172H184ZM186 171H187V169H186ZM205 171V172H206ZM258 171V170H257ZM61 172V171H60ZM76 172V174H79V172H80V170H79V172L78 171H75ZM103 172V171H102ZM101 172V173H102ZM140 172H142V171H140ZM152 172V171H151ZM167 172V171H166ZM242 172V171H241ZM245 172H247V176H249V179L247 178V176H246V174H245ZM67 173V172H66ZM95 173V172H94ZM103 173H105V167H104V172ZM138 174H140L139 172H137ZM144 173V172H143ZM223 173H225L224 171H223ZM239 173V172H238ZM44 174H45V172H44ZM71 174V173H70ZM84 174V173H83ZM142 174V173H141ZM166 174V175H165ZM183 174V173H182ZM228 174V173H227ZM242 174V173H241ZM38 175V176H37ZM105 175V174H104ZM103 175V176H104ZM184 175V174H183ZM187 175V176H186ZM238 175H240V174H238ZM57 176V175H56ZM67 176V175H66ZM68 176H70V175H68ZM81 176V175H80ZM83 176V175H82ZM90 176V175H89ZM135 176H137L138 177V175H135ZM158 176V175H157ZM193 176H194V174H193ZM202 176H203V178H202ZM246 176V177H245ZM61 177V176H60ZM92 177V176H91ZM133 177H134V179H135V182H134V179H133ZM144 177H145V175H144ZM148 177V176H147ZM238 177V176H237ZM240 177H242V175L240 176ZM240 177H238V178H240ZM253 177V178H254ZM38 179V182H35L36 180L35 179ZM79 178V177H78ZM86 178V177H85ZM84 178V179H85ZM105 178V177H104ZM107 178V179H108ZM157 178V177H156ZM202 178V179H201ZM238 178H236L237 179V181L239 180ZM243 177H242V179H244ZM51 179V178H50ZM138 179V178H137ZM175 179H177L176 181H175ZM145 180V179H144ZM158 180V179H157ZM183 180V179H182ZM183 180V181H184ZM45 181V180H44ZM58 181V180H57ZM63 181V180H62ZM67 181V180H66ZM86 181V180H85ZM175 181V182H174ZM134 182V183H133ZM147 182V181H146ZM158 182V181H157ZM203 182H206V185H204L203 184ZM251 182V181H250ZM68 183V182H67ZM178 184L180 183H183V182H181V181H179V182H177ZM203 184L204 186H206V188L204 187V189H203V191H205V202L204 201H201V200H203L202 199V196H203V191H202V189L200 188V184ZM239 183V182H238ZM241 183V182H240ZM239 183V184H240ZM35 184L37 185V187H35ZM47 184V183H46ZM83 184V183H82ZM159 184V183H158ZM173 184V185H174ZM193 184H195V185H193ZM229 184H230V182H229ZM238 184V185H239ZM51 185V184H50ZM49 185V186H50ZM55 185V184H54ZM69 185V184H68ZM160 185V184H159ZM172 185V184H171ZM177 184H175V186H176ZM249 185H250V183H249ZM58 186V185H57ZM61 186H63V185H61ZM97 186V185H96ZM158 186V185H157ZM175 186H173V187H175ZM180 186V185H179ZM48 187V186H47ZM155 187H156V185H155ZM168 187V186H167ZM202 187V186H201ZM244 187V186H243ZM246 187V186H245ZM259 187V186H258ZM263 187V188H262ZM55 188V187H54ZM135 188V187H134ZM170 188V187H169ZM177 188H178V186H177ZM227 188H229V189H227ZM56 189V188H55ZM68 189H70V187L68 188ZM155 189H157V187L155 188ZM165 189H167V188H165ZM248 189V188H247ZM41 190V189H40ZM57 190V189H56ZM55 190V191H56ZM136 190V189H135ZM152 190V191H151ZM150 190V194L153 192V191H155V190H153V189H151ZM172 190V189H171ZM185 190V189H184ZM184 190H183V192L182 193H184ZM185 190V191H186ZM228 190V191H227ZM244 190V189H243ZM54 191V192H55ZM97 191V190H96ZM101 191V190H100ZM182 191V190H181ZM254 191V190H253ZM252 191V192H253ZM48 192V191H47ZM156 192V191H155ZM155 192H153V194H151V196H152V198H151V200L152 201H154V199H155V197H157L156 196V194H154ZM157 192H158V189H157ZM169 192V191H168ZM171 192V191H170ZM203 192V193H202ZM238 192V191H237ZM255 192L256 191H254V194H255ZM64 193V192H63ZM172 193V192H171ZM226 193H228V194H226ZM244 193V192H243ZM242 193V194H243ZM40 195H41V193H39ZM72 194V195H71ZM89 194H91V193H89ZM185 194H186V192H185ZM253 194V193H252ZM61 195V194H60ZM86 195V194H85ZM84 195V196H85ZM91 195H93V194H91ZM142 195V194H141ZM140 195V196H141ZM146 195H148V194H145V196L143 195V197H145L144 199L146 200H148V198H150V196L148 197V196H146ZM178 195V196H177ZM225 195H227L226 197H225ZM247 195H248V197H249V194L247 193ZM247 195L246 196H244V198H248L247 197ZM257 193L253 196V199L255 198V199H257ZM94 196V195H93ZM103 196V195H102ZM155 196V197H154ZM181 196V195H180ZM143 197H141V198H143ZM148 197V198H147ZM154 197V198H153ZM190 197L192 198V200H190ZM85 198V197H84ZM84 198H83V200H84ZM97 199H99L98 197H96ZM130 198V199H129ZM244 198H241V199H239V202H240V200H242V202H243V200H244ZM252 197H250V198H248V200H246V201H244L245 203L247 202V201H249V199H251ZM68 199V198H67ZM89 199V198H88ZM157 199V198H156ZM172 199V198H171ZM188 199H187V202H188ZM197 199V200H196ZM38 200H39V202H38ZM44 200V199H43ZM51 200V199H50ZM69 200V199H68ZM71 200V203H72V199H70ZM105 200V199H104ZM106 200V201H107ZM139 201H140V198L138 199ZM173 200H174V198H173ZM171 201V203L172 202H174V201ZM199 200V201H198ZM141 201H142V199H141ZM156 201V200H155ZM227 201H228V199H227ZM254 202H255V200H253ZM131 202H133V201H131ZM131 202H129L130 204H131ZM186 202V203H187ZM230 202V201H229ZM250 202H251V200H250ZM257 202V201H256ZM255 202V204H254V207H258V206H261L262 207V209H264V191H263V194H262V196L259 198V204L258 203H256ZM68 203V202H67ZM107 203V204H106ZM169 203V205L167 206V204ZM190 203V202H189ZM188 203V204H189ZM227 203V202H226ZM241 203V202H240ZM64 204V203H63ZM95 204H96V202H95ZM98 204V203H97ZM101 204V203H100ZM110 204V205H109ZM129 204V205H130ZM172 204H174V203H172ZM74 205V206H73ZM91 205H92V203H91ZM109 205V206H108ZM164 205H166V207H165V209H163V206ZM242 205H243V203H242ZM246 205V204H245ZM64 206H67V204L66 205H64ZM93 206V205H92ZM92 206H90L89 207V209L92 207ZM103 206V205H102ZM194 206V207H193ZM240 206H241V204H240ZM253 206V205H252ZM251 205H250V207H248L247 208V206H245L246 207V209L243 207L242 208V210H247V209H250L251 207H252ZM100 207V206H99ZM229 207V206H228ZM52 207H50V209H51ZM96 208H97V210H96ZM129 208V207H128ZM149 208V207H148ZM154 208H155V206H154ZM168 208V209H169ZM241 208V207H240ZM40 209V208H39ZM53 209V208H52ZM223 209L225 210V212L223 213ZM228 209V208H227ZM237 209H239V208H237ZM41 210V209H40ZM178 210H179V212H178ZM240 210V209H239ZM251 210H252V208H251ZM43 211V210H42ZM50 211H52V212H50V220L52 219L53 220V218L51 217V215H54L53 213L56 211H54V210H50ZM54 211V212H53ZM103 211V212H102ZM183 211H184V213H183ZM191 211V212H190ZM256 211H257V209H256ZM255 211V212H256ZM59 212V211H58ZM95 212V213H96ZM127 212V211H126ZM125 212V213H126ZM152 212V211H151ZM197 212V213H196ZM255 212H253V215H254V217H255V219H256V216H258L259 214H254ZM258 212V211H257ZM39 213H40V216H38L39 215ZM52 213V214H51ZM85 213V212H84ZM83 213V214H84ZM153 213V212H152ZM181 213H182V215H181ZM260 213V212H259ZM58 214V213H57ZM62 214V213H61ZM97 214V213H96ZM102 214V215H101ZM155 214V213H154ZM197 216H196V215ZM261 214H263V213H261ZM49 215L47 216V217H49ZM132 215V214H131ZM264 215V214H263ZM98 216V215H97ZM183 216H185V218L183 217ZM46 217V218H47ZM96 217V216H95ZM151 217V216H150ZM264 217V216H263ZM43 218V217H42ZM94 218V217H93ZM155 218V217H154ZM182 218H184V220L186 219V220H188V219H190V220H188V221H184V222H182L183 221V219ZM239 218V215L234 219V218H232L233 220H236V219H238ZM252 218H253V216H252ZM262 218V217H261ZM261 218H259V217H257V222H259L260 221V225H261V223H263L264 221H263V218H262V220H258V219H261ZM48 219V220H49ZM65 219V218H64ZM92 219V220H91ZM247 219V218H246ZM245 219V220H246ZM38 220L40 221V222H38ZM47 220V222H48V225H50L51 226V222H53L52 220L51 221H48ZM63 220V219H62ZM182 220V221H181ZM199 220V221H200ZM233 220H231L232 221V223L234 222ZM248 220V219H247ZM124 221V222H123ZM223 221V220H222ZM221 221V222H222ZM244 221V220H243ZM262 221V222H261ZM50 222V223H49ZM219 222V221H218ZM221 222H219L218 223V225L221 223ZM245 222V221H244ZM256 222V221H255ZM55 223V222H54ZM53 223V224H54ZM57 224H59L60 222L59 221H57L56 222ZM116 223H120V224H118V226H117V224ZM129 223H127V224H129ZM182 223V224H181ZM185 223V224H184ZM186 223H187V226H185L186 225ZM215 223H216V225H215ZM228 223V222H227ZM227 223H226V227H227ZM232 223H230V225H232L233 227H231L230 228V230L233 228V229H236V228H234V226H235V224H236V222H234L233 224ZM52 224V225H53ZM88 224V223H87ZM126 224V225H127ZM179 224V225H178ZM224 224H225V222H224ZM257 224V223H256ZM60 225V224H59ZM155 225V224H154ZM258 225V224H257ZM49 226V227H50ZM55 226V225H54ZM116 226V227H115ZM127 226H129V225H127ZM185 226V229L186 230H184V227ZM195 226V227H194ZM238 226V225H237ZM41 227V226H40ZM39 227V228H40ZM85 227V226H84ZM114 227H115V229H114ZM117 227H119V228H117ZM134 227H136V226H134ZM134 227H132L133 229H134ZM187 227V228H186ZM236 227V226H235ZM53 228V227H52ZM169 228V231L168 232H166L167 231V229ZM201 228V229H202ZM238 228V227H237ZM260 228V227H259ZM41 229V228H40ZM39 229V230H40ZM129 229V232L131 231L132 232V237H129V238H131V241H130V239L128 238V236H127V238H128V241H130V243H129V245L130 246H132V247H129V250L131 249V250H133L134 249V247L133 246H135V239H134V236H133V229L131 230V227L130 228H128ZM197 229H200V227H197ZM200 229V230H201ZM233 229L231 230V232H228L229 231V229H225L226 231V233L228 232L229 234H231V235H233L234 234V236L235 235H237L236 233V230L235 231H233ZM117 232H116V231ZM177 230V229H176ZM182 230H184L183 232H182ZM36 231H38V232H36ZM45 231V232H46ZM86 231V230H85ZM128 231V230H127ZM201 231V232H202ZM232 231H233V233H232ZM135 232V231H134ZM149 232V231H148ZM156 232V236H154V233ZM166 232V233H165ZM176 232H178V230L176 231ZM196 232V233H195ZM235 232V233H234ZM87 233V232H86ZM125 233V232H124ZM219 233L217 234V235H219ZM225 233V238H226V240H228V238L229 237H227V234ZM45 234V233H44ZM83 234H84V236H83ZM130 234V233H129ZM164 234H166V238H164ZM174 234V233H173ZM180 234H178L177 235V237L176 238H178V237H180V236H182V235H180ZM192 234H194V236H192ZM199 234V233H198ZM224 234V233H223ZM228 234V235H229ZM35 237H34V236ZM122 235V234H121ZM120 235V237H122ZM123 235H127V233L126 234H123ZM188 235H190L191 237H192V239L194 240H192V242L191 241H189V238L187 237ZM86 236H87V234H86ZM174 236H175V234H174ZM185 236H186V238L188 239V241H187V239L185 240ZM189 236V237H190ZM220 236H221V238H223L222 236V234H220ZM230 236V235H229ZM240 236H242V235H240ZM39 237V236H38ZM44 237H43V240H44ZM88 237V236H87ZM117 237V238H116ZM123 237H125V236H123ZM122 237V238H123ZM157 237V238H156ZM256 237V236H255ZM34 238V240L36 239L37 240V242H36V240L34 241V242H36V243H34V244H37L36 246H34V244H33V239ZM86 238V237H85ZM121 238V239H122ZM132 238H133V240H132ZM174 238V237H173ZM181 238V237H180ZM180 238L178 239V242H180ZM210 238V239H209ZM225 238L223 239V242L222 243H224V241H225ZM230 238H232L231 236H230ZM234 238V237H233ZM242 238V237H241ZM53 239H54V237H53ZM52 239V240H53ZM87 239H89V238H86V239H84V240H87ZM175 239V238H174ZM199 239V240H198ZM220 239V238H219ZM219 239H217L216 241H218ZM41 240V239H40ZM147 240H148V238H147ZM177 240V239H176ZM197 240H198V242H197ZM238 240H239V238H238ZM89 241V240H88ZM115 241V242H114ZM123 241V240H122ZM127 241V240H126ZM172 241V240H171ZM188 242V243H190V244H186V242ZM215 241V242H216ZM221 241V240H220ZM220 241H218V242H220ZM240 241V240H239ZM247 241V240H246ZM263 241V240H262ZM42 242H44L43 244H42ZM84 242V243H83ZM118 242V241H117ZM121 242V241H120ZM170 242V241H169ZM198 243L197 244V247L194 249L193 248V244L192 243ZM217 242V243H218ZM38 243H41V244H38ZM114 243V244H113ZM123 243H125V242H123ZM122 242H121V244H123ZM128 243V242H127ZM126 243V244H127ZM195 243V244H196ZM210 243L211 244H214V242L212 243V241L210 240ZM210 243H209V245H210ZM217 243L213 246L214 247V250H213V248L211 247V245H210V247L211 248H209L208 247V250L207 251H209V249H210V251H211V249L213 250L212 252H213V254H211L210 252H207V251H205L206 253H208V255H209V253L211 254V255H216V257H220L219 255V253H220V251H221V254H223V258H224V255H226L227 257L226 258H224L226 261H228V260H230L229 261V263L231 264V260H233L234 259V261L236 260V263H240V261L241 262H243L242 260H240V261H237V260H239L238 258H241V256H240V254L239 253H235L236 251H237V249H236V251H234V252H232V253H234L235 255H237L236 256V259L235 258H231V255L232 254H230L229 255V251L233 248V247H230V250H228V252H227V250H226V253L227 254H225V253H222V251H223V249L221 248V250H220V248H216V247H220L219 245L217 246ZM132 244V245H131ZM137 244V243H136ZM163 244V243H162ZM192 244V248H193V252H192V250H190L189 248H190V245ZM221 244V243H220ZM234 243H232V244H230V245H233ZM236 244H237V242H236ZM258 244V243H257ZM172 245V246H171ZM124 246V245H123ZM123 246H122V248H123ZM125 246H127V245H125ZM167 246V247H166ZM245 246V245H244ZM44 247V246H43ZM58 247H57V249H58ZM85 247H84V249H85ZM128 247H127V249H128ZM172 247H174V248H172ZM180 247V251H179V248ZM222 247V246H221ZM246 247V246H245ZM261 247V246H260ZM55 248H56V246H55ZM88 248V249H87ZM136 248V247H135ZM154 248V247H153ZM238 248V247H237ZM244 248V247H243ZM74 249H76V250H74ZM126 249V248H125ZM174 249V250H173ZM175 249H176V252H178L179 251V256H178V254L176 255V252H175ZM178 249V250H177ZM219 249V250H218ZM56 250V249H55ZM74 252H73V251ZM108 250V251H107ZM113 250V251H112ZM263 250V249H262ZM61 250L60 249H58V252H60ZM70 251H72V252H70ZM84 251V250H83ZM121 251V250H120ZM125 251V250H124ZM153 251V250H152ZM189 251L191 252V254L189 253ZM217 252L218 253V256H217V254L216 253H214V252ZM219 251V252H218ZM41 252H42V254H41ZM77 254H76V253ZM80 252H81V254H82V250H80ZM109 252V253H110ZM127 252V254L129 255V256H127V257H133L134 258V254H135V249L133 250V251H129L128 252V250L126 251ZM133 252H134V254H133ZM188 252V253H187ZM239 252V251H238ZM73 255H72V254ZM264 253V252H263ZM40 254H41V257H40ZM61 254V253H60ZM69 254V255H68ZM126 254V253H125ZM126 254V255H127ZM131 254H133V255H131ZM152 254V253H151ZM154 254V253H153ZM154 254V255H155ZM188 254V255H187ZM198 254H197V257H198ZM204 255H205V253H203ZM89 255V256H88ZM106 255H108V253L106 254ZM120 255H122V254H120ZM131 255V256H130ZM176 255V256H175ZM185 255H187L185 258L187 259H184V258H182V257H184ZM195 255H193V256H195ZM248 255V254H247ZM58 256H59V254H58ZM173 256H175V257H173ZM178 256V257H177ZM203 256V255H202ZM239 256V257H238ZM243 256V255H242ZM51 257V256H50ZM81 257V259H82V255L80 256ZM108 257H109V255H108ZM107 257V258H108ZM123 257H124V255H123ZM150 255H149V259H150ZM176 257L178 258L177 260H176ZM200 258H201V256H199ZM198 257V258H199ZM207 258V255H205L204 256V258ZM210 257V256H209ZM208 257V258H209ZM216 257L214 258V256H213V259L214 260H216ZM231 259H230V258ZM238 257V258H237ZM248 257V256H247ZM262 257V256H261ZM38 258L36 257L35 259H37V262H39L40 261V259L38 260ZM57 258H59V257H57ZM59 258V259H60ZM106 258V259H107ZM174 258V259H173ZM206 258H205V261L204 260H202L201 259V262H200V264H202L203 263V261H204V263L203 264H208V263H206L208 260H206ZM227 258H229L228 260H227ZM243 258V257H242ZM34 259V261H36ZM43 259V258H42ZM51 259V258H50ZM49 258H48V260H50ZM55 259V258H54ZM192 261V263L189 261ZM197 259V258H196ZM45 260H43L44 261V263H42V260H41V264H45ZM48 260H47V263H48ZM131 261V259H128V261ZM133 260V259H132ZM148 260V259H147ZM175 260V261H174ZM185 260H186V262H185ZM198 260H200V259H198ZM198 260H196L197 261V263L199 264V261ZM214 260H213V262H214ZM217 260H219V258H217ZM263 260H264V256H263ZM262 260V261H263ZM55 261H56V259H55ZM80 261H82V260H80ZM129 261V262H130ZM150 261V260H149ZM194 261V262H193ZM210 261H212V258H211V260ZM209 261V262H210ZM51 262H52V260H51ZM83 262V261H82ZM84 262V263H85ZM121 261H119V263H120ZM154 262L155 261H153V264H154ZM156 262V263H157ZM213 262H211V264H214ZM217 261H215V264H217L216 263ZM52 263H54V260H53V262ZM117 263V262H116ZM118 263V264H119ZM176 263H174V264H176ZM221 263H224V261L223 262H221ZM220 263V264H221ZM228 263V262H227ZM235 263V262H234ZM235 263V264H236ZM238 263V264H239ZM35 264H36V262H35ZM39 264V263H38ZM51 264V263H50ZM56 264H58V263H56ZM79 264H83V263H79ZM87 264H89V263H87ZM129 264V263H128ZM131 264V263H130ZM133 264V263H132ZM210 264V263H209ZM225 264V263H224ZM240 264H242V263H240Z\"/></svg>", "mask_w": 264, "mask_h": 264}, {"label": "snow or ice", "instance_id": "obj_3", "mask_svg": "<svg viewBox=\"0 0 264 264\" xmlns=\"http://www.w3.org/2000/svg\"><path fill=\"white\" fill-rule=\"evenodd\" d=\"M260 264H264V261H261Z\"/></svg>", "mask_w": 264, "mask_h": 264}]
</instances>
